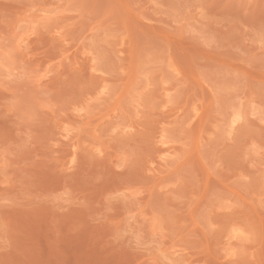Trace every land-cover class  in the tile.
<instances>
[{
  "label": "rangeland",
  "instance_id": "1",
  "mask_svg": "<svg viewBox=\"0 0 264 264\" xmlns=\"http://www.w3.org/2000/svg\"><path fill=\"white\" fill-rule=\"evenodd\" d=\"M0 264H264V0H0Z\"/></svg>",
  "mask_w": 264,
  "mask_h": 264
}]
</instances>
